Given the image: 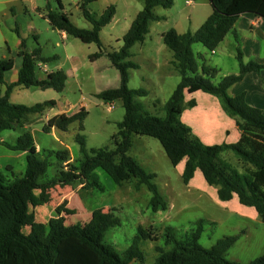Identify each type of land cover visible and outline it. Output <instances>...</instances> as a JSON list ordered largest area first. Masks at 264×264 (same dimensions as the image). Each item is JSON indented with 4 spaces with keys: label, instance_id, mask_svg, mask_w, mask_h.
<instances>
[{
    "label": "trees",
    "instance_id": "16d2710c",
    "mask_svg": "<svg viewBox=\"0 0 264 264\" xmlns=\"http://www.w3.org/2000/svg\"><path fill=\"white\" fill-rule=\"evenodd\" d=\"M60 10L63 7L56 0ZM97 0H79V10L83 18L91 25L85 30L76 27L63 12L48 10L46 19L51 27L66 36L86 39L89 43H99L100 30L108 25L114 14L113 5L107 6L99 15L88 10V6ZM211 14L195 33H178L170 29L162 35L163 44L172 52L171 66L179 76L169 99L163 106L164 116L156 117L143 110L135 100L144 97V89L128 87V71L138 69V65L129 61L131 48L144 41L150 22L159 18L153 13L156 7L169 9L173 0H144L142 10L136 15L129 29L122 37V46L117 52L108 53L111 64L118 70L119 86L96 95L104 102L120 100L124 110L118 124V132L111 137L113 149H87L85 139L76 134L74 141L79 146V158L71 159L67 150L38 151L32 135L25 131L14 144L1 142L11 151L26 153V168L22 176L6 180L0 176V264H135L143 262L144 255L136 237L121 254L104 244L106 231L119 224L112 211L94 210L88 223L65 224V217L75 214L73 209L65 208L66 201L54 206L55 216L46 223L35 221L32 209L49 204L56 187L78 184L84 190L102 191L96 170L105 172L118 186L134 179V189L145 186L150 193L149 207L153 212L165 211L168 204L160 195L153 182L154 174L147 172L133 157L127 155L131 147L132 135L150 137L157 140L172 166L184 161L181 179L187 185L194 173L199 171L207 185L216 189L221 202L237 197L238 203L254 209L264 222V114L249 106L243 95L230 96L228 90L250 72L259 73L264 64L254 61L244 62L237 46L235 58L238 73L222 77L213 83L217 71L201 65L199 67L191 46L201 44L213 52L228 33L234 34V25L243 14H253L264 19V0H209ZM238 44V39L235 36ZM17 56L21 63L14 82L6 83L5 73L14 67L13 59L0 60V133L6 130L23 128L31 116L41 115L46 108L54 107L53 101L33 106L11 104L9 95L14 87H38L61 92L66 76L62 70L48 73L45 79L35 78L37 62H49L40 56L39 48L25 49L20 41ZM94 54L92 57H98ZM203 92L215 97L221 110L234 121L239 138L235 143L204 145L179 117L183 110L186 95ZM188 107L196 105L193 99L186 102ZM86 112L80 109L71 115H54L46 121L44 132L50 129L65 131L73 123L82 130ZM225 152H231L240 169L221 158ZM55 159L54 176L47 177L46 172L52 164L48 158ZM29 229L28 234L22 230ZM203 230V221L195 222L184 238L177 240L171 228H167V243L172 247L160 252L154 264H240L227 260L224 255L235 243L238 236L224 237L212 247L203 248L198 240ZM141 237H147L142 228H138ZM248 264H264V255Z\"/></svg>",
    "mask_w": 264,
    "mask_h": 264
},
{
    "label": "rangeland",
    "instance_id": "374dc122",
    "mask_svg": "<svg viewBox=\"0 0 264 264\" xmlns=\"http://www.w3.org/2000/svg\"><path fill=\"white\" fill-rule=\"evenodd\" d=\"M60 3L63 10H60L56 0H0V60H14L13 69L4 75V80L9 83L15 79L20 66L17 52L20 41H23L27 51L39 48L40 56L50 59L49 62L36 63L37 80L45 79L48 73L57 70L64 72L66 80L61 92L38 87H14L9 102L33 106L53 101L54 107L46 108L41 115L30 117L28 131L38 151L65 149L75 160L79 158V146L74 141L76 134L84 137L88 150L114 148L111 137L118 132V124L124 114L121 101L104 102L96 95L119 86L118 70L111 64L107 54L121 48L122 37L142 10L144 0H97L91 3L88 10L97 16L109 5L115 8L111 22L99 32L98 44L72 36L62 37L59 31L51 27L45 17L48 10L65 13L80 29H91L79 10V0H60ZM211 11L209 0H173L171 8L156 7L153 10L159 19L150 22L144 41L131 48L129 58V61L138 65V69L128 71L127 85L130 89L147 91L146 96L135 98L145 112L163 117V106L179 82V76L170 64L172 52L163 44L162 35L170 29L181 34H193ZM241 38L238 33L237 44L230 32L213 52L199 43L191 46L199 67L205 65L217 71L213 83L238 73L235 55L237 46L240 49ZM258 42L263 55L264 40L259 39ZM94 54L99 56L92 57ZM186 98L193 99L197 108L188 107L184 101L179 119L190 128L193 135L207 146L232 143L233 135L226 137L224 133L229 121L223 119L225 115L215 97L198 92L186 95ZM205 98H212L211 103L215 106ZM216 108L221 118L214 114ZM80 109L86 112L81 131L77 123L71 124L65 131H43L46 118L71 115ZM24 132L21 128L3 131L0 141L14 144ZM131 142L127 155L155 175L153 182L168 204L165 211L153 212L150 209V193L145 186L134 189V179L118 186L98 169L96 174L102 191L84 190L78 184L56 187L49 204L32 209L35 221L40 223L55 216L54 206L63 200L66 201L65 208L75 211V214L65 217L66 225L88 223L92 211L97 209L112 211L119 224L106 231L103 242L121 254L137 237L144 260L141 263L136 261L135 264H154L160 252L172 247L171 243H167V228H171L175 238L181 240L199 220L203 221V230L198 243L203 248L212 247L224 237L238 236L224 255L227 260L248 264L264 255V222L254 209L240 205L236 196L228 202L218 200L216 189L206 184L199 171L185 185L181 179L184 161L172 166L157 140L132 135ZM25 157V153L11 151L0 143V176L6 180L22 176L26 168ZM221 158L240 169L231 152L223 153ZM48 161L52 165L48 167L46 176L52 177L56 174V161L53 157L48 158ZM138 228H142L147 237H141ZM22 232L28 234L29 229L24 228Z\"/></svg>",
    "mask_w": 264,
    "mask_h": 264
},
{
    "label": "crops",
    "instance_id": "0c3cea01",
    "mask_svg": "<svg viewBox=\"0 0 264 264\" xmlns=\"http://www.w3.org/2000/svg\"><path fill=\"white\" fill-rule=\"evenodd\" d=\"M238 33H240V35L242 36L240 40V51L243 55V61L244 62L254 61L258 64H264V54L262 55V49H260V42H258L259 39L264 40V19L257 17L253 14L241 15L237 19L234 25V34H233L234 38L235 36L237 37ZM61 36L63 37L65 36V34L61 33ZM7 73H10V71ZM16 77L9 83L14 82L16 80ZM0 90L4 92L5 87L1 85ZM228 93L232 97L243 95L246 103L249 106L259 109L264 114V70L260 71L259 73L256 72L247 73L241 81L234 84L228 90ZM185 99H186L185 101L188 102L186 97ZM205 100L209 102L211 105L215 106L213 103H211L213 102L212 98H205ZM193 108H197V103ZM216 109L217 111L214 114L217 115V118L218 116L221 118V115L218 112V108ZM224 115L225 116H223L224 117L223 119H228L229 121L227 123L228 127L224 129V133L226 137H230L231 135H233L232 143H235L238 140L240 133L237 130L234 121L230 119L225 113ZM48 119L49 118H46V121ZM28 123L22 128L23 130L28 131ZM50 130L54 131L56 129H50ZM1 142L2 141H0V143ZM44 220L45 221L41 220V222L46 223L49 219L48 220L44 219Z\"/></svg>",
    "mask_w": 264,
    "mask_h": 264
},
{
    "label": "built area",
    "instance_id": "2783aa9c",
    "mask_svg": "<svg viewBox=\"0 0 264 264\" xmlns=\"http://www.w3.org/2000/svg\"><path fill=\"white\" fill-rule=\"evenodd\" d=\"M189 3V2H188Z\"/></svg>",
    "mask_w": 264,
    "mask_h": 264
}]
</instances>
